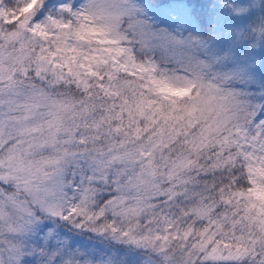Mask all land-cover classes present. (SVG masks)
<instances>
[{"label": "snow or ice", "instance_id": "snow-or-ice-1", "mask_svg": "<svg viewBox=\"0 0 264 264\" xmlns=\"http://www.w3.org/2000/svg\"><path fill=\"white\" fill-rule=\"evenodd\" d=\"M0 264H264V0H0Z\"/></svg>", "mask_w": 264, "mask_h": 264}]
</instances>
